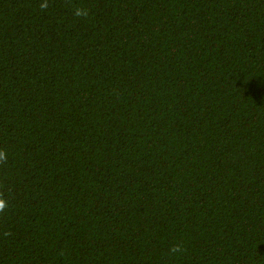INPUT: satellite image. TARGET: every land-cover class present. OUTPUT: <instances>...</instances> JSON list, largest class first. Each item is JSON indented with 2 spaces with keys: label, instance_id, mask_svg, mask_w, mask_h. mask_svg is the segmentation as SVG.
<instances>
[{
  "label": "trees",
  "instance_id": "16d2710c",
  "mask_svg": "<svg viewBox=\"0 0 264 264\" xmlns=\"http://www.w3.org/2000/svg\"><path fill=\"white\" fill-rule=\"evenodd\" d=\"M0 264H264V0H0Z\"/></svg>",
  "mask_w": 264,
  "mask_h": 264
},
{
  "label": "clouds",
  "instance_id": "9594fccd",
  "mask_svg": "<svg viewBox=\"0 0 264 264\" xmlns=\"http://www.w3.org/2000/svg\"><path fill=\"white\" fill-rule=\"evenodd\" d=\"M6 156L4 153H0V159H5ZM7 207V202L4 200H0V211L4 210Z\"/></svg>",
  "mask_w": 264,
  "mask_h": 264
}]
</instances>
